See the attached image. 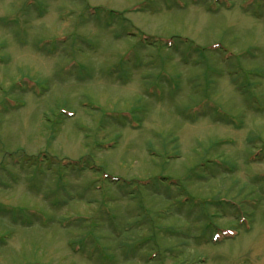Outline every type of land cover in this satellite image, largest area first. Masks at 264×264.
I'll return each instance as SVG.
<instances>
[{
    "label": "rangeland",
    "instance_id": "obj_1",
    "mask_svg": "<svg viewBox=\"0 0 264 264\" xmlns=\"http://www.w3.org/2000/svg\"><path fill=\"white\" fill-rule=\"evenodd\" d=\"M0 264H264V0H0Z\"/></svg>",
    "mask_w": 264,
    "mask_h": 264
}]
</instances>
